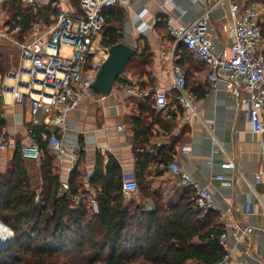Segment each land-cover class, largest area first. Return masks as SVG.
<instances>
[{
  "label": "crops",
  "instance_id": "crops-1",
  "mask_svg": "<svg viewBox=\"0 0 264 264\" xmlns=\"http://www.w3.org/2000/svg\"><path fill=\"white\" fill-rule=\"evenodd\" d=\"M172 1L177 7L176 10L172 9L175 18L179 16V9L185 10L179 20L183 25H188L207 13V26L215 53H227L231 39L225 3H217V0ZM4 2L5 0H0V7ZM161 2L162 0H120L115 8L125 13L121 42L135 48L136 55L142 54L150 62L142 75L122 76L108 95L99 97L91 91L68 116L67 130L62 135L64 144L69 146L78 142L85 147V152L76 165L81 176V190L85 193L79 194L83 197L91 194L90 178L98 163L105 172L110 158L119 166L121 180H135L131 121L138 116V106L143 100L149 95L153 99L154 89H167L171 85L170 78L162 69L161 48L171 50L172 40L166 35L164 26L156 27L157 23L163 21L159 8ZM237 2L243 10L256 12L258 23L262 21L264 0ZM51 4L55 10H76L71 7L69 0H51ZM6 29V22H1L0 19V34ZM174 59L184 69L186 88L194 99L196 115L183 111L175 94L170 92L168 110L162 113L156 111L160 114L159 120L147 119L152 137L144 152L156 156V147H172L171 162L167 166L151 162L149 170L152 172L146 175L147 181L152 192L160 195L165 204H175L185 189L180 185L178 176L169 169L172 162L176 163L181 172L189 174L199 186L207 187L212 194L216 204L215 213L227 234L229 264H264V236L258 232V228L264 225L263 209L253 198V214L246 215L244 212V204L251 193L245 180L252 184L254 174L264 161V135L251 133L245 116L243 101L246 99V92L241 90L240 97L234 103L226 98L222 81L218 83L216 91H212L207 81L209 69L189 55L180 44L174 51ZM18 63V49L0 37V73L16 68ZM132 84L143 94L140 100L130 98L123 92L125 87ZM43 119L41 111L34 116L30 114L29 102L15 104L10 96L0 95V120L3 122L0 133L11 138L15 145L27 144L28 129H43L40 127ZM13 154L14 150L0 151V173L5 171ZM228 159L233 160L236 170L220 168V164ZM55 161L57 174L62 183L66 182L72 172L69 159ZM157 167L162 169L161 175L153 172ZM219 174L226 179L225 184L214 180L213 177ZM253 189L264 205V176L259 184L253 185ZM235 225L255 228L249 233L247 242H238L231 236Z\"/></svg>",
  "mask_w": 264,
  "mask_h": 264
},
{
  "label": "trees",
  "instance_id": "trees-1",
  "mask_svg": "<svg viewBox=\"0 0 264 264\" xmlns=\"http://www.w3.org/2000/svg\"><path fill=\"white\" fill-rule=\"evenodd\" d=\"M79 3L69 0L76 10ZM3 8L10 16L6 26L9 30L18 26L22 34L33 21L49 16L33 14L21 0H5ZM124 19L123 10L108 11L104 45L121 42ZM163 26L162 20L156 24ZM258 27L264 39V11ZM149 62L148 57L135 54L124 73L129 70L125 74L142 75ZM158 113L149 95L131 121L135 193L123 195L120 168L113 159H108L105 172L98 163L90 178L89 196L96 203V212L88 204V197L77 206L73 203L79 192L85 194L77 166L67 180L68 192L60 194L62 181L56 161L40 139L44 130L30 127L40 152L38 162L23 160L16 144L11 161L0 173V223L13 236L10 246L0 250V264H211L220 259L223 250L217 237L224 231L217 213L197 209L190 188L184 189L175 204L167 205L147 181L151 162L167 166L172 160V147H156V156L144 152L152 137L147 119L159 120ZM2 127L0 120V132ZM28 165L36 166L34 175H30ZM153 172L163 173L158 167Z\"/></svg>",
  "mask_w": 264,
  "mask_h": 264
},
{
  "label": "built area",
  "instance_id": "built-area-1",
  "mask_svg": "<svg viewBox=\"0 0 264 264\" xmlns=\"http://www.w3.org/2000/svg\"><path fill=\"white\" fill-rule=\"evenodd\" d=\"M21 2L33 14L44 13L49 16L47 19L33 21L25 34H22L18 26L12 30L8 28L0 34L1 38L19 51L17 67L0 73V95L10 96L15 104L29 102L32 116L39 111L43 113L44 119L40 127L44 131L40 133V139L46 142L47 151L55 160L68 158L73 170L85 152V147L78 142L66 146L62 135L67 130L70 112L84 97L89 96L101 66L108 57L110 47L102 43V32L108 11L117 7L120 0H80L79 10H57V13L52 12L54 9L51 0ZM217 3L227 5L230 20L228 33L231 43L227 53L223 52L221 55L215 53L208 31L207 13L200 15L192 23L183 25L179 20L185 10L179 9V16L175 18L172 9L176 10L177 7L173 1L162 0L159 8L166 35L173 45L171 50L161 48L162 69L170 78L171 85L167 89L157 87L153 90L154 108L157 112H166L168 94L173 92L180 108L196 115L194 99L186 88L184 69L174 59V51L180 44L189 55L209 69L207 81L212 91H216L218 83L222 81L226 98L234 103L240 97L241 90L246 92L243 106L250 132L264 135V39L258 27L257 14L243 10L237 0H217ZM63 48L69 49L67 56L62 53ZM123 92L136 100L143 97L133 84L125 87ZM27 135L28 143L19 146L20 156L26 161H38L40 152L36 136L31 129H28ZM15 149V142L0 133V151ZM220 168L236 170L232 159L220 164ZM169 169L178 176L182 187L192 189L197 209L204 212L216 210L214 198L207 187L199 186L189 174L181 172L174 162L169 165ZM262 176L264 161L254 174L252 184L244 179L251 189L244 204L246 215L253 214V198L264 212V205L253 189V185L259 184ZM213 178L224 184L226 182L220 174ZM136 188L134 179L122 180L121 190L125 197L135 193ZM68 190V182L61 183L60 194H65ZM83 199L82 195L74 196V205H79ZM87 202L96 212L94 199L88 197ZM0 225L11 234L12 239L9 229L1 223ZM253 229L255 228L235 225L230 234L238 242H247ZM258 232L264 236V225L258 228ZM226 238L225 232L217 237V244L222 248L223 255L211 264L230 263Z\"/></svg>",
  "mask_w": 264,
  "mask_h": 264
},
{
  "label": "water",
  "instance_id": "water-1",
  "mask_svg": "<svg viewBox=\"0 0 264 264\" xmlns=\"http://www.w3.org/2000/svg\"><path fill=\"white\" fill-rule=\"evenodd\" d=\"M136 54V49L120 42L110 47L109 54L96 77L91 91L96 96L108 95L124 73L129 60ZM12 242V239H11ZM4 248H0L2 250Z\"/></svg>",
  "mask_w": 264,
  "mask_h": 264
},
{
  "label": "rangeland",
  "instance_id": "rangeland-1",
  "mask_svg": "<svg viewBox=\"0 0 264 264\" xmlns=\"http://www.w3.org/2000/svg\"><path fill=\"white\" fill-rule=\"evenodd\" d=\"M2 7L1 8V12H0V19H1V22H6L8 19H10V16L9 14L7 13V10H5V8H3V4L1 5ZM104 32V31H103ZM69 49L68 48H63L62 49V53L64 55H68L69 53ZM127 73H129V70L126 71ZM125 72V73H126ZM124 73V74H125ZM123 74V76H124ZM127 75V74H125ZM28 170L31 172L30 175H34L36 173V166H32V165H28ZM8 246V245H7ZM9 247V246H8ZM8 247H5L4 249L8 248ZM3 250V249H2Z\"/></svg>",
  "mask_w": 264,
  "mask_h": 264
},
{
  "label": "bare ground",
  "instance_id": "bare-ground-1",
  "mask_svg": "<svg viewBox=\"0 0 264 264\" xmlns=\"http://www.w3.org/2000/svg\"><path fill=\"white\" fill-rule=\"evenodd\" d=\"M0 237H6V238H0V248H5L7 245L10 244L11 234L1 227L0 225Z\"/></svg>",
  "mask_w": 264,
  "mask_h": 264
},
{
  "label": "clouds",
  "instance_id": "clouds-1",
  "mask_svg": "<svg viewBox=\"0 0 264 264\" xmlns=\"http://www.w3.org/2000/svg\"><path fill=\"white\" fill-rule=\"evenodd\" d=\"M0 238H6V237H0Z\"/></svg>",
  "mask_w": 264,
  "mask_h": 264
}]
</instances>
